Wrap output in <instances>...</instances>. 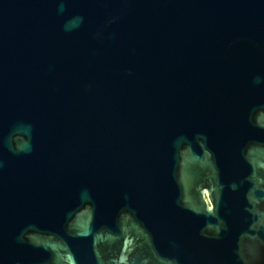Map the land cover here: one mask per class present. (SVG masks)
<instances>
[{
	"label": "water",
	"instance_id": "95a60500",
	"mask_svg": "<svg viewBox=\"0 0 264 264\" xmlns=\"http://www.w3.org/2000/svg\"><path fill=\"white\" fill-rule=\"evenodd\" d=\"M0 264H264V0H0Z\"/></svg>",
	"mask_w": 264,
	"mask_h": 264
},
{
	"label": "flooded vegetation",
	"instance_id": "af4514ba",
	"mask_svg": "<svg viewBox=\"0 0 264 264\" xmlns=\"http://www.w3.org/2000/svg\"><path fill=\"white\" fill-rule=\"evenodd\" d=\"M129 250H130V246H129ZM128 257L130 258V256L132 255V252H128Z\"/></svg>",
	"mask_w": 264,
	"mask_h": 264
}]
</instances>
